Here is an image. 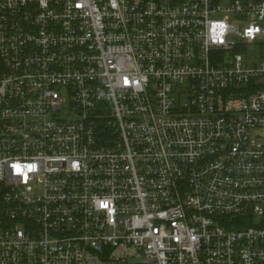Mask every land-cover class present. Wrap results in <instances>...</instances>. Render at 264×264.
Segmentation results:
<instances>
[{"label": "built area", "instance_id": "built-area-1", "mask_svg": "<svg viewBox=\"0 0 264 264\" xmlns=\"http://www.w3.org/2000/svg\"><path fill=\"white\" fill-rule=\"evenodd\" d=\"M264 0H0V264H264Z\"/></svg>", "mask_w": 264, "mask_h": 264}, {"label": "rangeland", "instance_id": "rangeland-1", "mask_svg": "<svg viewBox=\"0 0 264 264\" xmlns=\"http://www.w3.org/2000/svg\"><path fill=\"white\" fill-rule=\"evenodd\" d=\"M248 59L251 61H257L264 55V38L257 39L253 42L248 49Z\"/></svg>", "mask_w": 264, "mask_h": 264}]
</instances>
